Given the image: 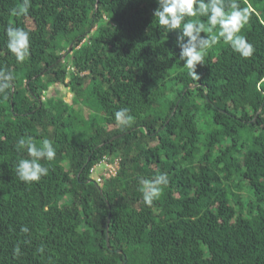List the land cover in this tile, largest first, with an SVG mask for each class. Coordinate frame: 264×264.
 Instances as JSON below:
<instances>
[{
	"label": "trees",
	"instance_id": "1",
	"mask_svg": "<svg viewBox=\"0 0 264 264\" xmlns=\"http://www.w3.org/2000/svg\"><path fill=\"white\" fill-rule=\"evenodd\" d=\"M236 2L253 55L217 25L201 34L218 42L194 80L157 0H32L26 14L13 12L22 0H0V71L14 77L0 98V264H264V0ZM186 22L211 27L207 15ZM8 27L30 34L22 63ZM53 85L72 102L46 99ZM122 107L130 125L115 120ZM21 137L53 142L39 182L16 174L30 158ZM104 157L120 170L98 183L91 169ZM161 173L169 184L147 206L139 180Z\"/></svg>",
	"mask_w": 264,
	"mask_h": 264
},
{
	"label": "clouds",
	"instance_id": "2",
	"mask_svg": "<svg viewBox=\"0 0 264 264\" xmlns=\"http://www.w3.org/2000/svg\"><path fill=\"white\" fill-rule=\"evenodd\" d=\"M158 8L154 12L159 26L166 32L179 30L177 46L180 48V60L189 71L194 80H199L197 66L204 64V52L218 42V36L229 43L232 50L243 58H249L254 53L253 45L241 35L242 28L249 20L248 10L241 8L236 0L230 5V12L225 11L224 0H157ZM32 6V0H22L20 9L28 13ZM207 15L208 24L211 27L205 29L203 23L186 22L188 17ZM219 26L217 35L202 36L205 31L211 33L213 27ZM7 47L16 57L18 62H24L30 55V34L22 28H7ZM14 79L11 73L0 71V98L8 99L9 82ZM115 120L121 125H130L133 117L130 109L122 107L114 113ZM17 148L26 149L30 158H21L16 164V174L25 183L39 182L49 173V168L42 161L51 162L56 156L53 142L43 139L40 146L32 141L31 137H21L17 142ZM140 191L147 206H151L163 194L169 184L167 173L156 175L152 179L140 178ZM22 232L28 233L29 229L23 227ZM19 253V249H16Z\"/></svg>",
	"mask_w": 264,
	"mask_h": 264
},
{
	"label": "built area",
	"instance_id": "3",
	"mask_svg": "<svg viewBox=\"0 0 264 264\" xmlns=\"http://www.w3.org/2000/svg\"><path fill=\"white\" fill-rule=\"evenodd\" d=\"M109 159L104 157L91 169L92 179H95L98 183H101L102 181L101 176H104L105 179H111L115 177L120 170V159H115L113 161H109Z\"/></svg>",
	"mask_w": 264,
	"mask_h": 264
},
{
	"label": "rangeland",
	"instance_id": "4",
	"mask_svg": "<svg viewBox=\"0 0 264 264\" xmlns=\"http://www.w3.org/2000/svg\"><path fill=\"white\" fill-rule=\"evenodd\" d=\"M53 96L63 98L68 103L72 102V100H73V94H72L71 90L69 89V87L62 86V85L51 86L49 91H47L45 94L46 99L53 97ZM92 112H94V111L92 110ZM203 122H205V120L201 118L200 123H203ZM203 128H206V127L203 126ZM239 192H241L243 197H245L246 199L251 196L249 191H248V187H247L246 182L244 183V189L241 188Z\"/></svg>",
	"mask_w": 264,
	"mask_h": 264
},
{
	"label": "water",
	"instance_id": "5",
	"mask_svg": "<svg viewBox=\"0 0 264 264\" xmlns=\"http://www.w3.org/2000/svg\"><path fill=\"white\" fill-rule=\"evenodd\" d=\"M71 50H72V45H70V47H69V52H70ZM90 159H91V157H89V161H90ZM85 167H86V165L84 166V168H85ZM84 168H83V169H84ZM83 169L81 170V172L83 171ZM110 221H111V219H110V216H109L108 221H107L108 225H107V235H106V243H105L109 249H111V245H109V243H110V238H109V232H108ZM117 252L120 253V254L122 253L121 250H118ZM124 264H126V262H125Z\"/></svg>",
	"mask_w": 264,
	"mask_h": 264
}]
</instances>
